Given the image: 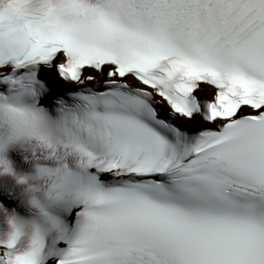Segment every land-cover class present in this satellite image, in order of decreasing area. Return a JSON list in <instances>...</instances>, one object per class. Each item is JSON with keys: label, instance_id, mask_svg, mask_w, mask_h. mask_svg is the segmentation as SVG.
I'll use <instances>...</instances> for the list:
<instances>
[{"label": "snow or ice", "instance_id": "obj_1", "mask_svg": "<svg viewBox=\"0 0 264 264\" xmlns=\"http://www.w3.org/2000/svg\"><path fill=\"white\" fill-rule=\"evenodd\" d=\"M54 2L0 30V264H264V0Z\"/></svg>", "mask_w": 264, "mask_h": 264}, {"label": "clouds", "instance_id": "obj_2", "mask_svg": "<svg viewBox=\"0 0 264 264\" xmlns=\"http://www.w3.org/2000/svg\"><path fill=\"white\" fill-rule=\"evenodd\" d=\"M54 6V0H0V30L22 32Z\"/></svg>", "mask_w": 264, "mask_h": 264}, {"label": "bare ground", "instance_id": "obj_3", "mask_svg": "<svg viewBox=\"0 0 264 264\" xmlns=\"http://www.w3.org/2000/svg\"><path fill=\"white\" fill-rule=\"evenodd\" d=\"M22 162H23V158L21 157V162H20V163H22ZM2 182H6V180H5L3 177L0 176V184H1Z\"/></svg>", "mask_w": 264, "mask_h": 264}]
</instances>
